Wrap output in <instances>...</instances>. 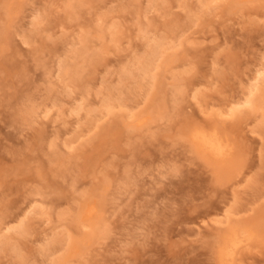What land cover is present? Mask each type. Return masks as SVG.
<instances>
[{"label":"rangeland","instance_id":"obj_1","mask_svg":"<svg viewBox=\"0 0 264 264\" xmlns=\"http://www.w3.org/2000/svg\"><path fill=\"white\" fill-rule=\"evenodd\" d=\"M156 5L0 0V264H220L238 224L264 264V0Z\"/></svg>","mask_w":264,"mask_h":264},{"label":"bare ground","instance_id":"obj_2","mask_svg":"<svg viewBox=\"0 0 264 264\" xmlns=\"http://www.w3.org/2000/svg\"><path fill=\"white\" fill-rule=\"evenodd\" d=\"M158 1L160 3V0H151L152 8H154V6H157L156 3ZM149 5H150V2H148V6ZM99 20H101V18ZM114 26H116V25H113V28H115ZM117 27H118V25L116 26V28ZM117 30H115L116 33H117ZM110 31H111V35H112V31H114V29L110 28ZM115 32H113V33H115ZM113 36H114V38H113V41H114L115 37L117 35L113 34ZM85 43H88V42L87 41L84 42L83 47H81L82 50L80 49L81 50L80 52L83 56H84V54L88 53V50L86 52V50L84 48L86 45ZM87 46H86V48H87ZM149 50H151L150 54L148 55L149 59H147L142 66V68H144L145 71H148L149 68L152 66V62L154 60V57L157 54L159 49L157 47H155V45H154L153 48H150ZM78 52H79V49H78ZM59 73L61 76H63V78H65V76L67 77V75H70L71 72H70V69L67 67V65L62 64V66L60 67ZM263 75H264V73H263ZM261 77L262 76H260L258 80H260ZM259 84H260V82L257 83L256 85H254V87L252 86L253 88H252L251 93H250L251 95L253 93H255L256 91L260 90L261 85L259 86ZM261 84H262V80H261ZM244 105L250 106V107L253 106L254 105L253 99L247 100ZM239 110L240 109H234L233 108L231 110V112L234 115ZM80 111L81 110L79 108L76 112L79 113ZM218 116H220V115L218 114ZM137 122H138V125H137V123H136V125L141 127L142 125H144L146 123V120H145V118H139V119H137ZM132 123L134 124L135 122H132ZM219 130L220 129L218 128V125H217V128H213V129H206L203 127H198L192 131L191 139H192L194 148L197 151H199L200 153H202L204 155H208L209 157L213 158L214 160L221 161V160H225V159L229 158L232 155L233 146H232L230 140L227 138L228 135L225 136ZM80 209H81L80 210V212H81L80 217L82 220H84V226L85 227H94V224L97 223L96 220H94V219L96 218L97 213H98V208L95 205V203L94 202H86ZM230 218H228V219H230ZM226 223H227V221H226ZM232 223H233V221H232ZM238 225H237V227H238ZM243 226L244 225H242V227ZM237 227L234 226V228L229 229L230 231H228L222 237V240H221L222 242H221V246H220V250H219L220 264H233L234 262L232 260L233 259L235 260V256L239 253L240 249H241V251H243L242 247L244 249V247H246L245 245H247L248 242L253 241L254 238H256V233L254 231H252V232L250 230H249V232H248V230H242L241 231V229H239ZM6 240L7 241H5V244H9V240L8 239H6ZM77 245L78 244H76V246ZM72 248L76 249L77 247H75V244H73ZM241 251H240V253H241ZM64 258H62V259L64 261L63 263L65 264V262L68 261L67 260L68 257L67 258L64 257ZM58 263H61V260ZM63 263H61V264H63Z\"/></svg>","mask_w":264,"mask_h":264}]
</instances>
